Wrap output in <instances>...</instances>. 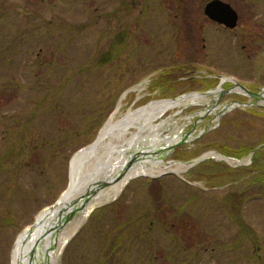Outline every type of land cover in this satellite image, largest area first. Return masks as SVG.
Returning <instances> with one entry per match:
<instances>
[{
	"label": "rangeland",
	"instance_id": "1",
	"mask_svg": "<svg viewBox=\"0 0 264 264\" xmlns=\"http://www.w3.org/2000/svg\"><path fill=\"white\" fill-rule=\"evenodd\" d=\"M122 1L129 0H0V154L9 117L23 124L42 90L55 89L59 101L56 109L39 110L35 130L43 136L71 132L54 157L50 149L36 148L29 152L27 166L14 173L7 165L1 172L0 264H12L20 235L60 200L70 183L73 158L96 142L111 118L117 121L152 102L214 92L227 78L255 93L264 89V0H221L239 14L235 30L206 17L205 6L212 0H140L120 22L125 12L115 10ZM144 7L149 9L145 16ZM45 21L57 23L58 30ZM36 24H41L40 32L28 31ZM126 30L128 39L119 44ZM23 38H29L27 44L5 52ZM234 82L224 83L217 95L170 110L156 122L162 125L157 133L143 134L136 146L147 147L144 157L163 155L158 159L175 169L208 155L212 158L203 164L213 161L219 171L231 172L237 185L213 187L209 180H195L197 167L188 166L181 173L135 179L116 202L103 204L83 223L59 255V264H253L252 257L259 254V264H264V197H249L259 192L258 183L249 176L239 178L254 154L239 163L222 160L219 152L206 147L216 140L209 135L224 118L218 114L225 106L254 102L223 92ZM129 89L134 90L126 93ZM52 113L57 116L51 118ZM194 125L196 135L208 131L173 152L153 153L156 134L162 143ZM188 155L191 158L181 159ZM115 171L111 165L95 174V180L105 181ZM91 184L79 199L89 197L87 202L77 204V214L55 230L58 237L76 231V217L99 194H88ZM238 190L246 197L240 216L255 233L253 244L240 237L232 215L223 208L224 198Z\"/></svg>",
	"mask_w": 264,
	"mask_h": 264
},
{
	"label": "bare ground",
	"instance_id": "2",
	"mask_svg": "<svg viewBox=\"0 0 264 264\" xmlns=\"http://www.w3.org/2000/svg\"><path fill=\"white\" fill-rule=\"evenodd\" d=\"M214 92L217 95L216 91ZM206 98L207 96L205 95L192 94L176 100L152 102L136 111L128 112L117 121L111 118L102 130L98 140L73 158L70 167V187L65 191L59 205L53 210L49 208L45 209L37 217L33 228H27L20 235L13 251L12 264H35L34 261L39 264L45 257L46 250L50 244L62 246L72 233L68 232V234L62 237L56 235L55 230L60 227L61 212L67 207H71V204L74 202L80 205L82 204V200H79L82 191L87 187L93 177H95V174H98L102 170H107V168L114 164L117 169L115 175H117L121 171V168L124 167L125 162L129 160L128 152L130 151L127 154L124 152L132 148L135 149V153H138L139 150L143 151L147 149V147H139L136 144L140 142L143 134L148 132L157 133L158 128L162 125H157L156 122L162 116L170 110L193 105ZM133 130L136 132L133 133ZM159 139L158 134H156L155 140L159 141ZM177 140H179V136L170 137L162 143H158L157 141L151 147L154 150L166 149L175 144ZM149 160L147 159V161L136 164L125 173L119 183L110 189L100 191L95 183L97 180L92 182L87 189L88 194H93L94 192H98L99 194L76 217L72 231H75L87 220L93 208L109 202L112 197L118 195L129 180L138 177H157L167 172L181 173V171L185 170L184 167H187L185 164H178L175 169L173 165H167L163 161L155 159ZM104 179L109 180L110 178ZM55 259L56 256L52 254L50 257L51 264H55Z\"/></svg>",
	"mask_w": 264,
	"mask_h": 264
},
{
	"label": "trees",
	"instance_id": "3",
	"mask_svg": "<svg viewBox=\"0 0 264 264\" xmlns=\"http://www.w3.org/2000/svg\"><path fill=\"white\" fill-rule=\"evenodd\" d=\"M139 4L140 0L122 1L117 10H115L117 13L120 11L125 12V15L121 17L119 21L121 22L127 15L130 14L131 11H134L135 6H139ZM146 11H149V9L144 7V9L141 11V14L145 16ZM108 17L109 16L107 15L105 16V18ZM44 23L51 28H57L56 31L59 28L57 23H51L47 21ZM28 31H33V33L40 32L41 24H36ZM33 33H31L30 36ZM21 36L22 35H20V37ZM119 38V44L123 41H126L128 39L127 30ZM28 39L29 38L18 39L17 44L12 42L13 45L7 48L5 52L10 53L15 49L20 48L21 45L27 44ZM1 69L2 68H0V72ZM208 81L210 83L212 82L213 84L216 82L214 79H210ZM42 91L45 93L40 94L41 96L38 98L32 114L30 113V116H27V119L23 124L19 125L20 122L13 120V116L9 117L7 124L9 126L4 130L5 147L0 154V174L7 165L12 168L14 173H16L17 170H20L21 167L27 166V162L29 163L30 158L29 152H35L36 148L50 149V155L54 157L55 153H57L62 146L64 147L71 138V132L62 133L61 131H56L55 135L43 136L42 133H39L35 130L34 120L37 117L39 110H41L42 107H45V109H56L55 103L57 104L59 101V99L55 97V89H46ZM58 91L60 90H57L56 92ZM55 112H58V110ZM0 116L3 117L2 114ZM56 116V113L51 114V118H55ZM52 121L57 122L55 119H52ZM209 136L216 140L209 142L206 147L219 152L227 158L240 161L254 152L252 164L248 167L241 168L242 173L239 178L244 179L245 177L249 176L252 179L250 182H254L255 184L258 183L257 189L259 192L254 195H250L249 197H264V194L262 193L264 191V108L250 107L244 109H235L224 116L216 132L210 134ZM258 147H260V149L256 150ZM189 157L191 158L189 155L183 156L181 159L186 160L189 159ZM223 164L226 165L225 163ZM196 167V171L198 173L196 176H194L195 180H209V184L213 187L224 186L228 183L237 185L235 176L229 171L228 173L222 172V169L219 171L218 165L213 161H210L206 164L201 163ZM258 170V175L252 176L253 171L257 172ZM243 197L244 193L240 190H238V192L236 191L234 193H230L222 201L223 208L226 212H229V214L232 215L235 225L241 231L240 237L242 239L246 238L251 242V244H253V237H255V233L251 227L245 224L244 220L240 216L241 202H244L246 198ZM234 249H237V245H234ZM259 257L260 254L258 256L254 255L252 258L255 259V261H252V263L259 264L261 262V258Z\"/></svg>",
	"mask_w": 264,
	"mask_h": 264
},
{
	"label": "water",
	"instance_id": "4",
	"mask_svg": "<svg viewBox=\"0 0 264 264\" xmlns=\"http://www.w3.org/2000/svg\"><path fill=\"white\" fill-rule=\"evenodd\" d=\"M205 15L213 22L224 26L225 28L229 29V30H234L237 28L238 24H239V14L238 12L228 3H225L221 0H212L211 2H209L206 7H205ZM231 80L230 78H227L225 81L221 80L220 85L218 87V90H216V92L221 91V86L226 82ZM130 92V91H128ZM226 94H231V93H239V94H243L244 96L250 97L252 100H254V102H247V103H240V102H235L233 104H228L227 106H225L223 108V110L220 112L219 116H223L224 114H227L228 112H230L231 110L235 109L236 107H261L264 108L263 104H259L260 101H264V89H262L260 92L255 93L250 91L248 88H246L245 86L234 82L233 83V87H231L230 89L223 91ZM215 92H206L203 93L202 95L205 96H210L213 95ZM196 131V126L194 125L193 129L185 134L182 135L181 139L178 140L175 144L171 145L168 149H170L171 152H173L176 148H178L179 146L193 141L195 139H197L198 137H193V133ZM206 133V132H205ZM98 140V139H97ZM96 140V141H97ZM259 148H257L258 150ZM155 153V152H154ZM147 154V152H138V153H134L133 156L130 158L129 162H127L125 170L122 172L121 175L119 176H115L114 178L106 181V182H101L99 184H97V188L98 190H101V188L107 187L109 185H113L116 184L122 175H124L138 160H144L143 155ZM221 156V155H219ZM163 155L160 156L161 159H163ZM209 158H212L208 155H204L201 158H198L193 162V164H198L201 163ZM215 158V157H214ZM97 190V191H98ZM95 193V192H94ZM93 193V194H94ZM62 199V197L60 198V200ZM89 199V197H86L83 201H82V206L87 202V200ZM60 200L53 205L52 207H50L49 209L53 210L55 207H57L60 203ZM73 203V202H72ZM77 203L74 202L73 204H71V207L69 206V208L67 207L66 209L62 210L61 212V222H67L68 219L72 218L74 215L77 214V208H76ZM81 206V207H82ZM73 210L72 213H69V210ZM69 213V214H68ZM61 222L59 223L60 226H62ZM33 228V226L31 227ZM30 228V229H31ZM48 235V232H47ZM71 239V237H69L65 243L62 244L61 246V252L64 249V247L67 245V243L69 242V240ZM56 250V245L55 244H50L49 247L46 250L45 253V257L39 262V264H51L50 262V257L51 255H55L56 256V261L55 264H59V255L61 252H59V254L56 255V253L54 252ZM35 264H37L34 261Z\"/></svg>",
	"mask_w": 264,
	"mask_h": 264
},
{
	"label": "flooded vegetation",
	"instance_id": "5",
	"mask_svg": "<svg viewBox=\"0 0 264 264\" xmlns=\"http://www.w3.org/2000/svg\"><path fill=\"white\" fill-rule=\"evenodd\" d=\"M174 238V237H173ZM178 242V240H176V238H174V241L172 242L173 244H176ZM239 242H237L235 245H238ZM261 248H259L258 250H260ZM175 253L173 254V256H171V259H174L175 257ZM260 258V257H259Z\"/></svg>",
	"mask_w": 264,
	"mask_h": 264
}]
</instances>
